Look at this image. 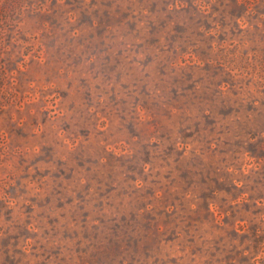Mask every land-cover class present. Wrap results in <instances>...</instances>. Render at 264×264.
Here are the masks:
<instances>
[{
  "label": "rangeland",
  "instance_id": "rangeland-1",
  "mask_svg": "<svg viewBox=\"0 0 264 264\" xmlns=\"http://www.w3.org/2000/svg\"><path fill=\"white\" fill-rule=\"evenodd\" d=\"M0 264H264V0H0Z\"/></svg>",
  "mask_w": 264,
  "mask_h": 264
}]
</instances>
